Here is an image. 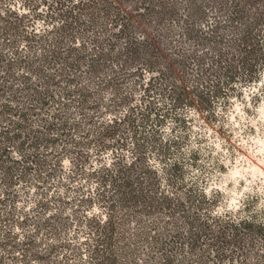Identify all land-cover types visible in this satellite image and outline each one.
Here are the masks:
<instances>
[{
  "label": "trees",
  "instance_id": "16d2710c",
  "mask_svg": "<svg viewBox=\"0 0 264 264\" xmlns=\"http://www.w3.org/2000/svg\"><path fill=\"white\" fill-rule=\"evenodd\" d=\"M4 3L0 264H264L263 226L207 222L187 212L179 196L159 189L144 151L157 145L163 155L168 147L141 132L184 102L207 106L205 94L192 93V102L184 90L189 65L221 75L213 93L236 75L257 73L264 63V0H20L21 12ZM209 12L212 21L204 27ZM39 17L47 28L28 30ZM174 31L198 46L171 53L165 40ZM143 70L154 75L143 81ZM131 79L140 108L131 104L132 91L121 89ZM103 86L111 87L108 99ZM154 95L163 106L155 105ZM119 107L125 110L116 116ZM105 113L110 118L98 119ZM128 143L130 159L115 152L108 165L89 166L94 153ZM85 181L94 182L90 195L82 191ZM17 187L28 189V204L16 205ZM74 188L79 194L71 209L67 193ZM184 192L190 206L202 203L204 196ZM94 201L103 204L105 219L79 215L81 205ZM77 222L84 238L66 239Z\"/></svg>",
  "mask_w": 264,
  "mask_h": 264
},
{
  "label": "rangeland",
  "instance_id": "374dc122",
  "mask_svg": "<svg viewBox=\"0 0 264 264\" xmlns=\"http://www.w3.org/2000/svg\"><path fill=\"white\" fill-rule=\"evenodd\" d=\"M5 1L4 4L9 9L22 11L20 0ZM210 15L213 13L209 12L203 23L204 27H208L212 21ZM218 18L224 19L223 15H218ZM46 26V21L39 17L31 21L28 30L41 31ZM165 45L171 53L174 51L179 54L191 52L193 47L198 46L191 39L180 40L176 32L165 40ZM183 73L187 79L184 90L190 95L192 102V93L202 92L207 97V106L200 108L195 103L190 105L184 102L169 109L157 124L148 121L141 132L147 137H151L149 133H153L156 143L167 145L168 151L161 155L157 145L148 146L144 151L146 165L157 175L159 189L170 196H179L187 212L194 213L199 219L208 217L207 222L212 218L229 224L247 221L264 227V63L257 73H243L236 75L227 84L222 83L218 93H213V86L217 79H222L219 73L191 65L184 68ZM152 75L154 72L143 70L140 78L144 81ZM254 76L255 79L250 80ZM130 81L132 79L127 80L121 89L123 92L132 91L131 104L140 108L142 103L138 97V89H133L132 85L129 87ZM110 89L109 86H103V98L110 97ZM155 96V105L163 106L165 100ZM124 110L125 107H119L116 116ZM107 118H110L109 113L102 114L98 119ZM93 152V149H88L90 156ZM115 152L123 160L130 159V143L115 150L102 149L90 157L88 164L90 167L99 163L108 165ZM69 159L68 155L62 157V169H68ZM75 182L80 185L78 180ZM81 183L84 194H92L94 182ZM25 188L17 187V206L23 202L28 204L31 200H28V195H24L29 194L24 192L28 191ZM186 189L204 196L202 203L190 206L188 197L185 196L187 193L184 192ZM53 190L57 194L62 193L58 186ZM75 190L70 189L67 193L72 201L69 206L71 209L79 194ZM99 204L94 201L88 207L81 205L79 215L85 213V217L105 219L106 209L102 207L103 204ZM83 207H86L85 210ZM141 218L149 221L151 217L144 215ZM127 226L132 228V223L128 222ZM127 226L125 229L128 230ZM84 232L80 223H71L63 236L68 240L80 241L84 238ZM78 251L80 257H85L86 252L82 248H78Z\"/></svg>",
  "mask_w": 264,
  "mask_h": 264
}]
</instances>
